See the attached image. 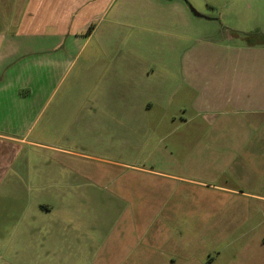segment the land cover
I'll list each match as a JSON object with an SVG mask.
<instances>
[{
	"label": "rangeland",
	"instance_id": "rangeland-1",
	"mask_svg": "<svg viewBox=\"0 0 264 264\" xmlns=\"http://www.w3.org/2000/svg\"><path fill=\"white\" fill-rule=\"evenodd\" d=\"M188 1L215 15L256 1L249 12L223 17L222 32L212 23L207 33L224 42V50L241 52L232 64L241 72L255 61L250 52H264V0ZM153 13L145 0L114 5L97 35L84 34L51 103L37 106L40 115L28 123L31 142L18 145L16 162L27 166L23 173L30 184H41L40 193L36 186L24 190L31 204L39 199L52 208L40 215L32 206L24 225L18 213H10V246H0V264H261L264 200L255 194H264V159L241 150L261 146L255 132L262 127L205 99L216 92L219 43L207 48L210 82L204 91L189 86L180 68L184 83L172 91L171 118L159 107L141 113L143 119L134 112L125 118L117 103H107L116 96L94 91L99 72L97 61L90 70V53H106L114 64L120 49L140 51L148 60L164 57L168 63L193 47V36L205 33L201 19V25L191 24L190 40L151 36ZM169 19L176 29L183 21L178 13ZM117 73L112 65L108 79ZM175 102L182 103L181 111ZM11 195L10 208L16 209L19 198Z\"/></svg>",
	"mask_w": 264,
	"mask_h": 264
},
{
	"label": "crops",
	"instance_id": "crops-1",
	"mask_svg": "<svg viewBox=\"0 0 264 264\" xmlns=\"http://www.w3.org/2000/svg\"><path fill=\"white\" fill-rule=\"evenodd\" d=\"M120 1L0 0V246H10V213H18L17 218L22 219L24 225L26 218L31 216L33 207L40 215L51 212L50 204L36 199L32 205L30 198L25 194L24 190L30 191L31 186H36V193H40L42 187L41 184H30L23 173L27 166L17 164L16 159L22 151L18 145L31 142L27 139L30 133L28 123L40 115L37 111L40 102L46 108L55 92L60 90L64 78L62 72L64 68L70 69L73 65L75 60L73 56L88 28L91 25L95 26L88 34H91L89 37L97 35L101 22L106 19L110 9L117 3L119 5ZM145 1L155 12L150 15L148 30L151 36L158 34L179 40L188 37L190 40L191 24L201 25L199 24L201 19L205 21L202 23V27L205 28L202 32L205 33L193 36V41H196L193 47L183 50L181 59L178 56L177 61L168 63L164 62L166 60L164 57L158 61L148 60L140 51L127 52L120 49L114 64L109 62L111 58L104 57L106 53H90L88 56L92 66L90 70L97 61L95 70L99 72L94 91L102 89L109 91L113 97L116 96L117 100L115 98L113 101L105 102H111V105L117 103L119 110L126 115L125 118H133L130 113L134 112L138 115L137 118L143 119L141 113L156 107L166 108L170 115L173 112L175 116L176 113L171 111L174 95L172 91L176 87L181 89L184 83L180 82V68L189 86L197 91H204L210 82L205 75L207 68L204 66V62L208 60L207 48L219 43L214 49L216 63L220 64V72L215 80L216 92L214 97L207 95L205 99L210 106H218L223 108V111L238 114L235 116H245L249 125L250 122L256 121L258 124L261 123L262 130L255 132L262 138L261 146L241 152L252 158L263 156L264 159V52H250L249 58L255 61H252V66L243 68L241 72L239 68H232L233 59L240 58L241 52L224 50V42L207 33V27L212 23H215L214 25L219 23V30L222 32L226 25L223 17L249 12L253 6H257V2L241 8L239 5H232L231 14L226 10L215 15L211 13L210 8L207 12L201 10L202 13L199 12L188 0ZM193 8L201 15L195 14ZM166 10L172 13L165 15ZM176 13L183 18L181 23L177 22V29L171 27L174 22L169 19ZM251 16L249 14V17ZM185 26L189 29L185 30ZM231 40V37L226 38V41ZM119 43L121 48L123 42ZM171 48L173 49V45ZM192 56H195V59L192 60ZM112 65L118 68V73L113 79H108L107 73ZM175 68H179L177 72ZM105 74L107 80L101 81ZM231 75L235 76L233 81ZM236 79L237 84H242L241 87L233 85L236 84ZM213 98L216 99L214 102ZM175 103L179 105L178 111H181L182 103ZM56 106L57 104L53 105L55 114L57 110L60 111ZM53 109L49 113L53 112ZM199 110L201 113V108ZM188 121L186 119L185 123ZM158 129L159 126L155 127L156 132H161ZM255 134L250 133L252 137ZM10 194L11 197L19 198L17 211L15 205L10 208ZM255 195L258 196L256 198L264 200V194ZM35 217L37 216L34 213ZM258 259H262V254ZM261 264H264V257Z\"/></svg>",
	"mask_w": 264,
	"mask_h": 264
},
{
	"label": "trees",
	"instance_id": "trees-1",
	"mask_svg": "<svg viewBox=\"0 0 264 264\" xmlns=\"http://www.w3.org/2000/svg\"><path fill=\"white\" fill-rule=\"evenodd\" d=\"M95 26L94 25H91L88 30H87V34L91 33L93 30H94Z\"/></svg>",
	"mask_w": 264,
	"mask_h": 264
},
{
	"label": "water",
	"instance_id": "water-1",
	"mask_svg": "<svg viewBox=\"0 0 264 264\" xmlns=\"http://www.w3.org/2000/svg\"><path fill=\"white\" fill-rule=\"evenodd\" d=\"M193 10V12L195 13V14H197V15H201L198 11H196L194 8L192 9Z\"/></svg>",
	"mask_w": 264,
	"mask_h": 264
}]
</instances>
